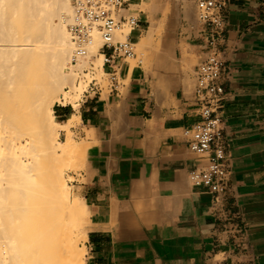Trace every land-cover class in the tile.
Here are the masks:
<instances>
[{"label":"crops","instance_id":"0c3cea01","mask_svg":"<svg viewBox=\"0 0 264 264\" xmlns=\"http://www.w3.org/2000/svg\"><path fill=\"white\" fill-rule=\"evenodd\" d=\"M223 1L219 36L199 19L195 0L187 12L177 0L159 56L165 65L146 71L131 64L137 54L117 59L118 91L77 107L55 104L60 123L79 115L70 130L87 144L73 185L88 208L85 264H264V0ZM142 3L131 0L128 10ZM155 9L150 25L163 24ZM214 48L225 91L215 145L224 147L227 177L218 193L190 179L206 160L184 134L202 121L196 70ZM173 55L178 63L169 66Z\"/></svg>","mask_w":264,"mask_h":264},{"label":"bare ground","instance_id":"6f19581e","mask_svg":"<svg viewBox=\"0 0 264 264\" xmlns=\"http://www.w3.org/2000/svg\"><path fill=\"white\" fill-rule=\"evenodd\" d=\"M73 19L70 0H0V264L85 263L77 243L88 208L71 197L62 161L69 153L85 161L87 147L70 135L79 115L66 124L54 116L63 87H75ZM161 25L153 20L136 46L151 45ZM91 43L102 72L97 30Z\"/></svg>","mask_w":264,"mask_h":264},{"label":"built area","instance_id":"2783aa9c","mask_svg":"<svg viewBox=\"0 0 264 264\" xmlns=\"http://www.w3.org/2000/svg\"><path fill=\"white\" fill-rule=\"evenodd\" d=\"M199 19L219 36L224 27L221 8L223 0H195ZM74 19L70 24L72 41L75 44L72 64L77 74L75 104L86 102L89 97H101L104 92L118 91L123 85L121 68L115 61L136 56V43L132 33L141 20L130 14L131 0H70ZM97 30L101 38L99 52L104 56L103 71L95 64L97 54H88L93 32ZM214 41L211 42V45ZM221 53L212 49L196 70L197 83L195 100L202 115V121L184 130L189 138V148L197 155L205 157L206 164L193 168L189 177L195 185L209 187L213 192L224 189L227 177L225 150L221 144L215 145L221 131V117L217 114L225 98L220 82L223 70ZM74 106L72 102H68Z\"/></svg>","mask_w":264,"mask_h":264},{"label":"rangeland","instance_id":"374dc122","mask_svg":"<svg viewBox=\"0 0 264 264\" xmlns=\"http://www.w3.org/2000/svg\"><path fill=\"white\" fill-rule=\"evenodd\" d=\"M150 3H151V0H143V3H142L143 7L135 6V7H132V9L128 11L130 14H133V15H136L138 17L143 18V22L140 23V25L142 26L141 27L142 34L145 33L146 30L148 29V27L150 25V14L155 9V6L152 8L145 7V6H149ZM157 3H160V5L156 6L155 11L159 10L160 12H163L165 15L164 16V22L160 27L161 29L159 28V30L157 31V33L155 35V39L151 43V45H149L148 47H146L144 49H141V48L136 46L137 57L135 59L130 60V62L133 66L140 63V65L146 71H149V70L153 69L154 66H158L160 64L165 65L164 63L161 62V59L159 58V56L163 55L165 52L168 51V46L165 43L163 37L165 34L166 23L169 21V15L171 13V10L174 8L175 4L177 3V0H157ZM193 5H194V0H190V1L184 0V2H183V7H184L186 12L188 11L189 8L191 9V7H193ZM137 35H138V31H135L133 33V38L137 39ZM173 52H174V50H173ZM177 63L178 62L175 58V55H173L172 60H170L168 65L174 66V65H177ZM76 79H77V74H76ZM76 79H75V83H73V86H75V87L77 85ZM75 87H74V89H72V85L67 84L65 87H63V90L59 93L60 98L66 96V99L64 100L65 103L72 102L75 104V100H77V98H78V95L75 93V91L77 90ZM57 102H59V101H56L55 104ZM57 129L59 130V132L61 130H64L67 133V130H65L64 127H57ZM70 135H71L73 141H75L77 147H79V148L87 147V144H85V142H83V141H80L76 137V134L71 132ZM66 138H67V136L66 137L63 136V137H60L59 139L65 140ZM57 150H59V147L57 148ZM40 153H43V151H40ZM60 153L61 152L57 153L56 155H60ZM56 157H58V156H56ZM57 159L58 158H56V161L58 163ZM82 160H80V157L77 156L76 153L75 154L69 153L65 156L64 160L62 161L65 165V166H63V169H64L63 173H64L65 179L69 185V191L71 193V197H73V198H75L78 195L73 185H74V181L76 179L75 174L80 173L81 170L84 168V162L85 161H82ZM86 220H87V218L83 221V226H84L83 233H85V231H86ZM84 236H85V234H84ZM84 236H82V235L79 236L78 237V243H77L78 244V250L83 253V260H84L85 254H86V251L83 250L84 242L86 239Z\"/></svg>","mask_w":264,"mask_h":264}]
</instances>
